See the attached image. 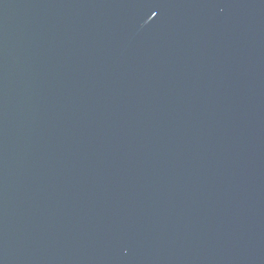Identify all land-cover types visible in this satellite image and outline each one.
I'll return each mask as SVG.
<instances>
[{
    "label": "water",
    "instance_id": "water-1",
    "mask_svg": "<svg viewBox=\"0 0 264 264\" xmlns=\"http://www.w3.org/2000/svg\"><path fill=\"white\" fill-rule=\"evenodd\" d=\"M0 264H264V0H0Z\"/></svg>",
    "mask_w": 264,
    "mask_h": 264
}]
</instances>
